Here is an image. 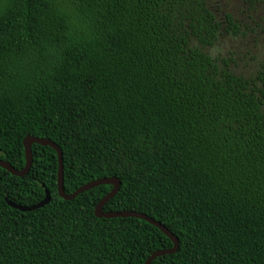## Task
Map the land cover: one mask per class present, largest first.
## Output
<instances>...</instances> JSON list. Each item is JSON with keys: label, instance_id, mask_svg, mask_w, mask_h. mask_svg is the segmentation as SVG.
<instances>
[{"label": "trees", "instance_id": "16d2710c", "mask_svg": "<svg viewBox=\"0 0 264 264\" xmlns=\"http://www.w3.org/2000/svg\"><path fill=\"white\" fill-rule=\"evenodd\" d=\"M249 8L264 0H244ZM213 0H0V160L61 151L65 194L119 180L103 212L177 240L150 264H264V63L231 73L204 50L242 34ZM225 64V62H223ZM0 168V264H144L172 243L98 219L100 185L61 199L57 155ZM42 208L20 212L15 205Z\"/></svg>", "mask_w": 264, "mask_h": 264}, {"label": "rangeland", "instance_id": "374dc122", "mask_svg": "<svg viewBox=\"0 0 264 264\" xmlns=\"http://www.w3.org/2000/svg\"><path fill=\"white\" fill-rule=\"evenodd\" d=\"M213 3L218 17L230 14L241 24L242 34L234 37L223 34L204 51L231 73L252 77L264 63V5L249 8L244 0H213Z\"/></svg>", "mask_w": 264, "mask_h": 264}, {"label": "water", "instance_id": "95a60500", "mask_svg": "<svg viewBox=\"0 0 264 264\" xmlns=\"http://www.w3.org/2000/svg\"><path fill=\"white\" fill-rule=\"evenodd\" d=\"M33 144L40 145V146H46L54 150V152L57 155V175H56V190L58 196L65 200H71L74 197H76L78 194H81L85 191H88L94 187L100 186V185H109L111 186V189L106 195H104L98 203L94 206L93 214L98 219H112V218H136L145 221L146 223H149L150 225L156 227L159 231H161L172 243V247L170 249H162L154 251L149 255V257L145 260L144 264H150L151 261H153L157 257H161L163 255L172 254L177 251L178 249V240L166 229L163 225H161L158 222H155L151 218L141 214V213H135V212H127V211H121V212H103L102 208L103 206L114 197V195L118 192L119 189V180L114 177L110 178H100L95 179L93 181H90L78 189H76L71 194H65L63 190V183H62V157H61V151L59 148L52 143L49 140L46 139H40L32 136H26L23 138L22 145H23V151H24V167L21 170H16L12 168L8 163L0 160V168L7 171L10 175L16 176V177H22L26 175L30 169V166L32 164V154H31V146ZM50 196L48 191L45 190L44 192V198L39 203L32 205V206H20L15 205L13 203H10L6 198L5 202L6 204L17 211L20 212H30L35 209H39L44 207L49 203Z\"/></svg>", "mask_w": 264, "mask_h": 264}]
</instances>
